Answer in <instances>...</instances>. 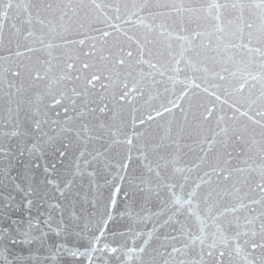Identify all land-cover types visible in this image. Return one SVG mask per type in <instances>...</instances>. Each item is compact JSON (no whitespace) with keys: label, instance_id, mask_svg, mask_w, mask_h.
I'll return each instance as SVG.
<instances>
[{"label":"snow or ice","instance_id":"snow-or-ice-1","mask_svg":"<svg viewBox=\"0 0 264 264\" xmlns=\"http://www.w3.org/2000/svg\"><path fill=\"white\" fill-rule=\"evenodd\" d=\"M85 261L264 264V0H0V264Z\"/></svg>","mask_w":264,"mask_h":264},{"label":"water","instance_id":"water-1","mask_svg":"<svg viewBox=\"0 0 264 264\" xmlns=\"http://www.w3.org/2000/svg\"><path fill=\"white\" fill-rule=\"evenodd\" d=\"M163 102L162 100L160 101H156L155 103L158 105L159 103ZM177 115H179V113L177 112ZM170 117L165 116L163 119H157L156 121L153 122V124L150 126L152 130H158L161 134L163 131V127L166 125L167 120H169ZM157 125H160V128L157 129ZM70 139H72L73 145L75 146L78 141L76 140L74 134L70 135ZM189 143H191L189 141ZM81 147H83L81 145ZM89 151H91V145H89L88 148ZM182 153H188L187 156H183L182 155V159L180 161L181 166L187 165V166H191L192 163V153H189L188 149H183ZM137 153L135 152V150L133 151V155L135 156ZM79 155V151L76 149V147H73L72 149L69 150V154L68 156L64 159L63 165L58 164L57 168H58V172L56 174H49L48 178L52 179L54 181H56V183L58 184H63V182H65L68 179H72L73 178V173L75 172V158ZM113 155H115V153H113ZM86 159H90V157H86ZM137 165L134 163L133 167H136ZM97 168V166L95 164H93L91 167H88L86 169L87 172H92L95 171ZM65 169H67V171H65ZM82 171H84L85 169L83 168V164H82ZM111 172L114 174L116 172L115 168L111 169ZM137 175H139V171H137ZM37 177L38 179H44L45 178V174L43 172L42 169L37 170ZM193 178H195V173H193ZM88 179L89 177H87L86 175L83 177V183L84 185H87L88 183ZM96 182L103 185L105 183V180L107 179L108 181H111L112 176L109 175L108 173L105 172H101L99 173L96 177ZM81 183V179L79 177L76 178V184L79 185ZM51 192L53 193L52 198L50 199L49 203L52 204H56V203H61V199L59 198L58 194L55 192V187H51L50 188ZM104 191V195L107 198L109 196V191L107 188L103 189ZM112 192H115V188H112ZM107 203L110 204V201H105ZM129 205V201L125 200V188L122 187L121 191L119 193H116V208L113 210L117 219H120V213H125L129 210L128 208ZM86 207H89V205H85ZM157 205L155 202V199L153 198L152 201H150L147 205V209L150 211H156ZM135 211H140L139 206H137L135 209ZM101 211H103V207H101ZM142 215L147 214V212H142ZM53 215H56V211L53 210ZM127 219V218H125ZM137 230H143V229H150L152 227L151 223L149 222H144L141 224H137L136 225ZM86 264V261H85Z\"/></svg>","mask_w":264,"mask_h":264}]
</instances>
